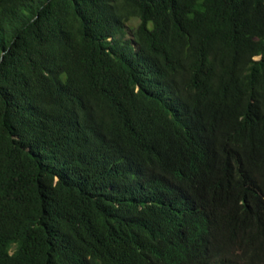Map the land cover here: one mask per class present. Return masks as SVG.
Masks as SVG:
<instances>
[{
  "label": "trees",
  "instance_id": "16d2710c",
  "mask_svg": "<svg viewBox=\"0 0 264 264\" xmlns=\"http://www.w3.org/2000/svg\"><path fill=\"white\" fill-rule=\"evenodd\" d=\"M230 263L264 264V0H0V264Z\"/></svg>",
  "mask_w": 264,
  "mask_h": 264
},
{
  "label": "clouds",
  "instance_id": "9594fccd",
  "mask_svg": "<svg viewBox=\"0 0 264 264\" xmlns=\"http://www.w3.org/2000/svg\"><path fill=\"white\" fill-rule=\"evenodd\" d=\"M239 248H240V247H239ZM237 253H238V252H237ZM237 253H236V254H237ZM243 258H244V257H242V259H243ZM238 260H239V259H238ZM240 260H241V259H240ZM230 264H231V263H230Z\"/></svg>",
  "mask_w": 264,
  "mask_h": 264
}]
</instances>
